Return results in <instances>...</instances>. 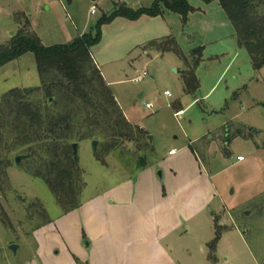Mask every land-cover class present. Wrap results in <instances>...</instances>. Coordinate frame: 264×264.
<instances>
[{"label": "rangeland", "instance_id": "obj_1", "mask_svg": "<svg viewBox=\"0 0 264 264\" xmlns=\"http://www.w3.org/2000/svg\"><path fill=\"white\" fill-rule=\"evenodd\" d=\"M154 1L0 0V46L7 45L25 25L45 47L69 45L79 36L94 34L97 21L109 16L114 6L125 4L138 10L150 8ZM187 2L194 12L188 15L185 25L179 15L164 10L161 17L143 16L137 21L116 18L101 27V40L91 50L92 58L109 83L124 117L142 129L144 137L139 157L127 164L114 154L100 162L93 141L76 143V165L84 184L79 201L83 205L94 201L144 170L137 169L139 158L145 160V167L161 173L162 178L157 176L160 180L164 179L163 171L172 168L178 173V186L203 188L202 180L195 176L194 164L180 155V150L190 144L201 160L204 174L213 179L217 191L214 209L239 206L230 215L244 231L258 264H264V194L243 202L264 187V67L253 70L246 50L237 46L234 29L216 0L209 4L200 0ZM91 6L96 7L94 15L89 13ZM168 37L175 39L189 64L192 52L202 48L201 62L195 69L199 89L194 95L184 93L182 72L187 68L184 60L173 53L162 54L145 48L149 42ZM142 72L147 76L139 83L133 82ZM40 86L32 53L0 68V104L11 90ZM165 92L170 97L164 96ZM147 104L152 108L147 109ZM171 149H176L174 158L168 156ZM239 156L245 162H238ZM9 159L12 164L0 178V247L8 240L21 245L26 242L19 251V258H25L33 251L29 236L36 228L50 222L64 233V220L58 223L64 213L47 185L31 175L24 161L16 167L13 155ZM162 180L159 182L163 185ZM69 220L73 222L68 228L72 235L74 226L82 227V223L79 215H72ZM185 231L180 229L166 243L176 261L210 264L205 256L206 243L213 239L210 229L203 231L204 237L206 233L209 235L206 240L200 239L201 233ZM82 240L88 242L84 236ZM203 247L205 255L200 253ZM84 250L89 253L88 249ZM222 251L221 263L228 255L224 254L225 249ZM79 259L75 256L76 264H87ZM2 261L0 257V264ZM238 264H255V261L244 249Z\"/></svg>", "mask_w": 264, "mask_h": 264}, {"label": "trees", "instance_id": "obj_2", "mask_svg": "<svg viewBox=\"0 0 264 264\" xmlns=\"http://www.w3.org/2000/svg\"><path fill=\"white\" fill-rule=\"evenodd\" d=\"M209 4L212 0H200ZM234 29L239 48L246 50L252 68L264 67V0H216ZM165 11L181 17L185 25L194 12L187 0H155L150 8L133 10L125 4L114 6L93 29L69 45L45 47L27 25L7 45L0 46V68L32 53L40 78V88L14 89L0 104V178L10 167L9 159L29 155L27 170L42 180L63 213L76 210L83 188L82 172L73 162L71 145L97 141L96 159L114 154L122 163L136 160L141 152L144 131L124 117L109 86L97 68L91 50L101 40L100 29L116 18L137 21L141 17H161ZM145 48L159 53H173L186 63L182 72L184 93L194 95L199 89L195 75L202 58V48L191 54V63L178 48L175 39L149 42ZM52 99L49 104L48 100ZM126 160L125 162H123ZM222 230L216 228L208 244V261L215 264V249Z\"/></svg>", "mask_w": 264, "mask_h": 264}, {"label": "crops", "instance_id": "obj_3", "mask_svg": "<svg viewBox=\"0 0 264 264\" xmlns=\"http://www.w3.org/2000/svg\"><path fill=\"white\" fill-rule=\"evenodd\" d=\"M106 84L109 86L108 82ZM181 111L182 109L178 113ZM175 150L171 149L168 156L176 157ZM180 152H178L180 155L183 154L194 164L195 176L202 180L203 188L178 186L176 182L179 179L178 173L172 168L163 171L162 185L157 177L160 172L156 174L155 168H147L145 164L142 172L135 173L107 190L103 196L84 205L80 204L76 210L64 213L61 220H58V223L64 220L63 234L50 222L36 228L29 236L30 241H33V251L29 257L19 258L21 246H26V242L21 245L8 240L2 244L0 247L2 264H76L75 256L80 258L79 262L87 264H179L166 243L176 237L182 228H185L186 233L190 231L201 233V240L209 238L207 233L206 237L203 235V231L208 228L213 239L216 228L222 230L215 249V264H238L239 254L243 253L244 249L251 255L255 264H258L246 243L244 231L230 215V212L239 206H222V209L217 207L215 210L214 200L217 198V191L213 186L212 177L205 175L201 169V160L197 152L190 144L187 149L184 147ZM262 194L264 187L261 191L252 193L243 202H250L255 196ZM223 211L224 215L218 219ZM243 214L248 216V213ZM72 215H79L82 227L74 226V234L70 235L68 228L73 222L69 217ZM83 236L88 242L82 240ZM213 239L206 243V255L204 247L200 249L207 262H209L207 246ZM27 243L30 244L29 241ZM12 244L19 245L15 255L10 254L8 250ZM84 248L88 249L89 253ZM55 249L59 250L53 255ZM224 249L226 252L224 254L228 255L221 263L219 255Z\"/></svg>", "mask_w": 264, "mask_h": 264}, {"label": "water", "instance_id": "obj_4", "mask_svg": "<svg viewBox=\"0 0 264 264\" xmlns=\"http://www.w3.org/2000/svg\"><path fill=\"white\" fill-rule=\"evenodd\" d=\"M94 1V0H92ZM52 102V99H49L48 100V103L50 104ZM254 134H256V132L254 131L253 132ZM92 146H93V150H94V153L96 154L97 153V150H98V142L97 141H93L92 142ZM77 149H78V145L76 143L72 144L71 145V151H72V157H73V162L75 164H77ZM29 157V155H21V156H16L14 158V165L16 167H19L21 165V163L26 160L27 158ZM146 162L143 158H139V162H138V165H137V169H141L145 166ZM158 176H160V173H158ZM18 246L15 245V244H12L8 247V250L13 254L15 255L16 254V251L18 250Z\"/></svg>", "mask_w": 264, "mask_h": 264}, {"label": "built area", "instance_id": "obj_5", "mask_svg": "<svg viewBox=\"0 0 264 264\" xmlns=\"http://www.w3.org/2000/svg\"><path fill=\"white\" fill-rule=\"evenodd\" d=\"M95 12H96V7H95V6H91V8H90V10H89L90 15H94ZM146 76H147L146 72H142L140 75H138V76L133 80V82H135V83H139V82H141ZM164 96H166V97H170V94H169L168 92H165V93H164ZM145 107H146L147 109H151V108H152V106H151L150 104L145 105ZM242 160H243V158H237V161H242Z\"/></svg>", "mask_w": 264, "mask_h": 264}]
</instances>
